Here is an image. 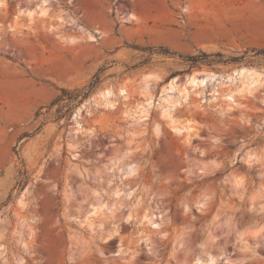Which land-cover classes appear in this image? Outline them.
<instances>
[{
    "label": "rangeland",
    "instance_id": "rangeland-1",
    "mask_svg": "<svg viewBox=\"0 0 264 264\" xmlns=\"http://www.w3.org/2000/svg\"><path fill=\"white\" fill-rule=\"evenodd\" d=\"M43 1L0 0V264H264V0Z\"/></svg>",
    "mask_w": 264,
    "mask_h": 264
},
{
    "label": "bare ground",
    "instance_id": "bare-ground-1",
    "mask_svg": "<svg viewBox=\"0 0 264 264\" xmlns=\"http://www.w3.org/2000/svg\"><path fill=\"white\" fill-rule=\"evenodd\" d=\"M41 3H45V0L43 1V2H41ZM46 3H47V1H46ZM43 9V8H42ZM30 12V11H29ZM43 12V11H42ZM30 14H31V12H30ZM255 72V71H254ZM253 72V73H254ZM239 73H240V75H245V76H247V77H245V78H249V76L248 75H252L253 73L251 72V70L250 69H248V68H241L240 69V71H239ZM252 77V76H251ZM184 82L185 83H189L190 85H200L201 84V82H203V79H198V78H196V75H189L188 77H186V79L184 80ZM172 83H173V81H171V85H172ZM121 90V92H123V93H126L127 94V91H125V89L123 88H121L120 89ZM120 91H119V93H121ZM122 93V94H123ZM98 94H99V97L101 98V99H103V101H104V103H105V105H110V106H112L113 105V101H111L110 99H109V97H110V95H111V91H110V89H104L103 91H100V92H98ZM124 97H126L125 96V94H124ZM150 99H151V96L149 97L148 96V98L146 99V105H145V107H144V109L146 108V106H147V104H149L150 103ZM96 100V97L95 96H93V97H91L90 99H89V101L88 102H84V103H82L80 106H79V110H77L76 109V111H75V117H77V116H79L80 115V113H79V111L81 110V109H83L86 105H89V103H92V102H94ZM100 100V99H99ZM96 103H97V105H99L98 103L99 102H97V101H95ZM95 103V104H96ZM143 106H144V104H143ZM144 109H141V107L139 108V111H141L142 113L144 112L145 113V111H142V110H144ZM164 115L166 116V117H168V121H170L171 123L172 122H174V124H172L171 125V123H170V125H171V128L175 131V132H177V133H179V134H182L183 136H186V138H187V136H189L190 134H191V129H192V126H190L188 123L186 124H184V123H181V124H175V117L174 116H172L171 115V113L170 112H168V111H166L165 113H164ZM131 171V170H130ZM155 226V225H154ZM131 262V261H130ZM129 262V263H130ZM132 263V262H131ZM130 263V264H131ZM126 264V263H125ZM195 264H199V261L198 260H196L195 261Z\"/></svg>",
    "mask_w": 264,
    "mask_h": 264
},
{
    "label": "trees",
    "instance_id": "trees-1",
    "mask_svg": "<svg viewBox=\"0 0 264 264\" xmlns=\"http://www.w3.org/2000/svg\"><path fill=\"white\" fill-rule=\"evenodd\" d=\"M148 51L150 53L152 52H159V53H162V54H168V55H177V57H179L180 59L184 60V61H190L192 64L193 63H196L198 61H202V60H206L208 57H211V56H217V57H221L222 54L220 53H214V54H207V53H204V52H200L199 54H196V55H191V54H179V53H176L174 51H170L168 48L166 47H163V46H158V47H148L147 48ZM255 54H262L264 55V48L262 49H259V50H256L255 51ZM101 68H99L97 70V72L95 73V75L93 77H96V74L98 72H100ZM93 83L91 82L90 83V87ZM62 92L65 91V89H61ZM29 134L27 133H24L22 136H28Z\"/></svg>",
    "mask_w": 264,
    "mask_h": 264
},
{
    "label": "water",
    "instance_id": "water-1",
    "mask_svg": "<svg viewBox=\"0 0 264 264\" xmlns=\"http://www.w3.org/2000/svg\"><path fill=\"white\" fill-rule=\"evenodd\" d=\"M91 97H92V96H91ZM91 97H90V98H91Z\"/></svg>",
    "mask_w": 264,
    "mask_h": 264
}]
</instances>
